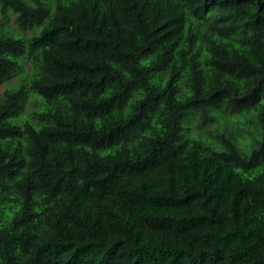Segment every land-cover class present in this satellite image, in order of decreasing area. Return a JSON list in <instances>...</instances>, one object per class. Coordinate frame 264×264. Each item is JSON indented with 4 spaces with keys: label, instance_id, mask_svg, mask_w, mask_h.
<instances>
[{
    "label": "trees",
    "instance_id": "1",
    "mask_svg": "<svg viewBox=\"0 0 264 264\" xmlns=\"http://www.w3.org/2000/svg\"><path fill=\"white\" fill-rule=\"evenodd\" d=\"M1 85L0 264H264V0H0Z\"/></svg>",
    "mask_w": 264,
    "mask_h": 264
},
{
    "label": "rangeland",
    "instance_id": "2",
    "mask_svg": "<svg viewBox=\"0 0 264 264\" xmlns=\"http://www.w3.org/2000/svg\"><path fill=\"white\" fill-rule=\"evenodd\" d=\"M5 87L3 85L0 86V97L3 95ZM29 108H32V106H29ZM211 127V125H210Z\"/></svg>",
    "mask_w": 264,
    "mask_h": 264
}]
</instances>
